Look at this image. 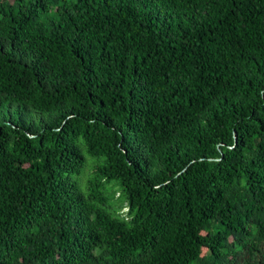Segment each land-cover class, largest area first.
I'll use <instances>...</instances> for the list:
<instances>
[{
    "label": "trees",
    "instance_id": "16d2710c",
    "mask_svg": "<svg viewBox=\"0 0 264 264\" xmlns=\"http://www.w3.org/2000/svg\"><path fill=\"white\" fill-rule=\"evenodd\" d=\"M0 264H264V0H0Z\"/></svg>",
    "mask_w": 264,
    "mask_h": 264
}]
</instances>
